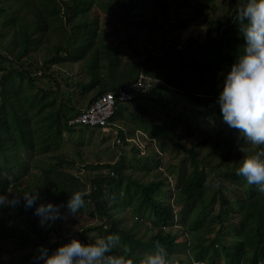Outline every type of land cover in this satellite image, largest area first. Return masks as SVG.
<instances>
[{
    "label": "trees",
    "instance_id": "trees-1",
    "mask_svg": "<svg viewBox=\"0 0 264 264\" xmlns=\"http://www.w3.org/2000/svg\"><path fill=\"white\" fill-rule=\"evenodd\" d=\"M100 1L0 0V194L11 198L37 188L40 199L36 203L64 205L72 191H82L85 203L77 213L88 211L98 224L81 228V242L118 234L120 246L113 254L124 256L131 264H138L153 251L154 242L167 250L171 264H264V193L235 173L243 156L264 151V146L244 141L233 128L210 133L219 129L214 121L221 118L216 97L224 75L243 50L236 21L243 0L238 7L231 0L224 18L216 20L214 34L204 42L190 39L182 46L169 40L159 50L150 38L153 46L131 67L121 57L122 34H108L109 40L115 36L110 41L100 38V17H91ZM114 1L122 11L121 32L127 36L126 42L131 31L152 26L144 14L141 19L131 16L146 0ZM154 1L164 24L175 22L179 30L202 18L199 11L193 16V0H174L173 15L178 13L182 18L177 21L171 16L168 0ZM214 1L197 0V5L209 6ZM184 5L190 7L186 20L181 13ZM39 53L41 63L35 62ZM80 62L88 81L62 80L67 94L60 80L56 91L40 84L58 75L53 70L56 66ZM140 73L152 78L155 85L130 102L135 104L134 111L130 103L118 104L111 119L129 122L123 115L130 114L138 128L129 133L119 125L109 126L117 131L115 144L130 147L131 154H122L113 165L92 166L93 170H111L93 177L65 170L74 161L66 154H57L62 149L59 143L73 138L89 140L85 132L90 128L68 125L72 116L84 110L78 107L83 98L94 93L91 105L106 93L128 86ZM170 92L182 107L176 116L170 121L148 117L149 110L143 104L166 102ZM192 119L207 126L193 128ZM137 130L145 132L144 140L156 151L139 155L140 149L128 141ZM195 135L198 139L193 141ZM238 144L243 152L237 151ZM170 151L178 160L175 164L165 163L162 156ZM26 161H37L41 173H31ZM139 167L142 172L157 171L154 179L144 182L135 178ZM173 177L175 189L168 183ZM35 206L25 208L22 199L16 205L0 206V264H7L4 253L46 245L51 254L62 244L59 230L63 220L42 227L33 214ZM59 210L66 212L63 206ZM120 211L131 215L132 222L121 217ZM18 218H26L30 228L11 223ZM246 228L251 231L250 244L242 237ZM34 255L27 259L33 261Z\"/></svg>",
    "mask_w": 264,
    "mask_h": 264
},
{
    "label": "rangeland",
    "instance_id": "rangeland-1",
    "mask_svg": "<svg viewBox=\"0 0 264 264\" xmlns=\"http://www.w3.org/2000/svg\"><path fill=\"white\" fill-rule=\"evenodd\" d=\"M193 16L195 17L200 12L202 18L197 19L189 26L185 27L183 30H179L178 27L175 28V22L172 25L164 24V18L159 8L156 6L154 0H146V4L143 8L137 9L135 13L131 16H134L137 19L142 18V14H144L145 18L148 22H152V26L145 27L143 30H133L131 31V39L126 42L127 36L122 33L123 31V22L121 20V8L118 2L114 0H101L97 6L91 12V17L96 16L100 17L101 24L99 27L100 30V38L108 39V34L116 32L122 34V43H121V57L124 62L127 63L129 67L133 66L139 61L140 55H144L146 53L147 48L154 44V47L159 50L162 48L164 42L168 43L169 40L177 41L180 45H184L190 39H196L201 42H204L209 35H213V30H215L216 20L223 19L231 0H215L209 6H198L197 0H193ZM242 0H232V4L234 7H238ZM169 6L171 8V16H173L174 21L178 19H182L178 13L174 14V8L176 2L174 0H168ZM187 5H184L181 9L182 17L185 18L190 11ZM139 14V15H138ZM143 16V17H144ZM114 36V37H115ZM113 37V38H114ZM113 38H110L112 40ZM153 39V43H149V39ZM109 40V41H110ZM114 42H119L118 39H115ZM153 46V45H152ZM37 60L35 62H42V53L36 55ZM54 68V67H53ZM54 71L58 72V75L52 79H44L40 81V84L43 88L52 89L56 91L58 89L57 80L61 82V88L68 91L66 89V85L64 86V81L70 79L72 81L80 80V81H88V76L85 73V66L83 63H63L56 66ZM69 77V78H68ZM64 80V81H62ZM174 92H170V95H167L166 102L157 103L154 101H147L143 106L147 107L149 110V116L154 117L158 121H162L165 118L170 121L176 116V113L179 112L182 107L177 100V97L172 95ZM94 93L89 94L87 97L83 98V101L78 107L80 109H85L89 105V100L93 97ZM141 104L140 99L136 100ZM130 106V110H135V104H128ZM176 107V108H175ZM66 112H69L67 108L64 109ZM126 116L127 121H117L112 120V126L119 125L121 128L126 129L129 133L132 130H136L138 128V122L135 118H132L130 114H124ZM218 118V117H215ZM217 122L219 129L216 131H211L210 133L216 132H224L228 131L229 127L222 121V118H218L214 120ZM193 128H205L207 125H202L200 120L194 122L193 119L190 122ZM111 126V127H112ZM81 128V127H79ZM91 131L85 132V138H88L87 141H80L78 138L73 139H65L63 142L59 143V146L62 147L57 154H66V158L70 161H74V165L70 167L69 165L65 166V170L74 172L82 177H93L96 173L101 172H109V169H97L93 170L92 166H106L113 165L117 162L122 154H127L129 156L131 154L130 147H121L122 145L117 146L115 144L117 138V131H111V128L108 130H102L100 128H90ZM93 131V132H92ZM180 131V130H178ZM181 132V131H180ZM135 136L129 135L128 139L130 142L134 143L140 149L139 155H149L152 151H156L153 145H150L149 141L144 140L145 132L135 131ZM185 133V132H184ZM193 141L198 139V136L195 135L191 138ZM184 140L189 142L190 138L185 137ZM84 144L83 146H79L80 144ZM155 144V142H153ZM26 156V155H25ZM52 156V155H51ZM165 158V163L175 164L178 160L175 159V153L170 151L168 154L162 155ZM27 158V157H26ZM30 159V158H28ZM25 166L31 173L39 174L40 164L38 162H25ZM91 166V167H90ZM166 167H163L162 171L166 172ZM41 173V172H40ZM157 171L154 172H142L139 167L138 171L133 174L135 178H139L144 182H149L154 179ZM168 174V172H166ZM164 173L166 176L167 174ZM168 176V175H167ZM172 178V182L169 180V186L175 189L176 179ZM119 215L125 216L129 222H132V216L128 215L124 211H120ZM15 226L20 227L22 229L28 230L30 225L26 218H18L17 220L11 221ZM10 223V224H11ZM98 224L97 220H94L90 213L84 211L83 213H77L75 217L69 216L65 220H63L61 224V229L59 230L61 234V239H63L62 244L66 243L71 237H75L79 239L78 232L81 231V228H91ZM106 228V227H105ZM244 240L247 241V244H250L251 231L250 228H246L244 234L242 235ZM99 238V237H98ZM46 246V245H45ZM33 250V252H31ZM7 251V250H6ZM5 251V252H6ZM36 253V248L28 249L25 251L15 252L12 254L6 255L5 260L7 264H42V261H30L27 259L29 256H33ZM205 257V256H204Z\"/></svg>",
    "mask_w": 264,
    "mask_h": 264
},
{
    "label": "clouds",
    "instance_id": "clouds-1",
    "mask_svg": "<svg viewBox=\"0 0 264 264\" xmlns=\"http://www.w3.org/2000/svg\"><path fill=\"white\" fill-rule=\"evenodd\" d=\"M236 21L244 40L243 50L224 75L216 102L222 121L229 128L237 129L239 138L252 145L264 146V0H243L236 11ZM237 151H244L240 144ZM235 173L264 193V151L243 156ZM84 195L80 190L72 191L64 205L51 201L36 203L40 199L36 188L11 198L0 194V206L16 205L21 199L25 208L36 204L33 214L45 227L57 219L75 217L85 203ZM61 206L66 209L65 213L60 212ZM118 246V234H108L87 243L73 237L51 254L45 245H38L33 259L42 260L43 264H131L124 256L113 254V249ZM138 264H171V261L167 250L159 242H154L153 251Z\"/></svg>",
    "mask_w": 264,
    "mask_h": 264
},
{
    "label": "built area",
    "instance_id": "built-area-1",
    "mask_svg": "<svg viewBox=\"0 0 264 264\" xmlns=\"http://www.w3.org/2000/svg\"><path fill=\"white\" fill-rule=\"evenodd\" d=\"M155 85V81L140 73L138 78L116 93L109 92L99 97L87 108L68 120L71 127L102 128L107 130L115 115L118 104L131 102L146 95Z\"/></svg>",
    "mask_w": 264,
    "mask_h": 264
}]
</instances>
